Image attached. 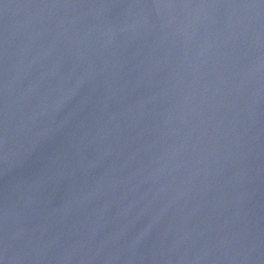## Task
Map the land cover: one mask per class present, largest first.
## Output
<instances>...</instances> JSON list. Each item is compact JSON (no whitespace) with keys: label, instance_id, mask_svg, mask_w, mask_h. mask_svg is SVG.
I'll return each mask as SVG.
<instances>
[{"label":"water","instance_id":"obj_1","mask_svg":"<svg viewBox=\"0 0 264 264\" xmlns=\"http://www.w3.org/2000/svg\"><path fill=\"white\" fill-rule=\"evenodd\" d=\"M0 264H264V0H0Z\"/></svg>","mask_w":264,"mask_h":264}]
</instances>
